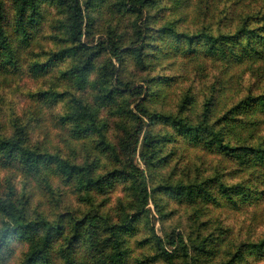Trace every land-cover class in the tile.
<instances>
[{
	"label": "trees",
	"instance_id": "1",
	"mask_svg": "<svg viewBox=\"0 0 264 264\" xmlns=\"http://www.w3.org/2000/svg\"><path fill=\"white\" fill-rule=\"evenodd\" d=\"M44 1L57 4L65 17L52 24L56 48L49 51L44 60L32 54L35 59L30 61L29 69L34 76H44L60 61L74 57L72 64L58 77L70 88L60 90L50 86L37 91L33 97L40 105L29 113L26 122L23 119L15 121L10 133H6L2 129L3 124H0V168L19 172L27 185L30 184L29 179L63 175L92 199V190L105 191L116 180H127L130 189L142 202L119 223L106 221L102 235L96 226V220L101 217L93 202L95 210L82 217L60 214L57 219L46 216L26 219L28 200L16 195V190L11 191L0 195V249L21 237L28 242V250L18 264H126V255L130 250L125 233L136 229L153 191L166 190L170 195L186 198L195 205L194 213H189L191 226H188V231L174 226L164 237L151 238L149 242L155 246V254L147 256L142 262L163 259L164 264H201L205 253L210 254L215 250L212 247L219 248L224 242L229 248L234 246L235 252L227 258L222 255L218 264H247L249 259H252L250 264L253 260L256 264H264V235L243 239L240 234L237 240L233 237L237 222L232 221L231 216H224L226 222L220 221L213 226L212 222L216 220L205 218L206 209L240 210L264 203V135L257 134L255 127L264 124V67H252L254 61L264 60V0H170L171 13L175 16L180 14L179 19L185 29L178 26L180 20L153 28L150 17L154 13L151 10L158 0H14L12 15L5 14L4 1L0 0V69L3 65L17 68L24 62L20 49L29 45L35 36L44 17L41 9ZM105 8L111 13H104L107 11ZM127 14L134 18L132 27L136 35L126 44L122 43L121 34L114 26L118 19L110 25L102 22L107 17ZM188 16L191 18L188 19ZM192 25L194 27L190 29ZM120 32L123 33V30ZM97 33L103 38H97L95 42L93 37ZM157 34H161V39L168 38L167 48H156L154 41ZM83 37H87L85 41ZM157 54L164 58L181 57L189 62L204 58L224 64L248 65L253 71L250 74L253 81L248 83L245 96L232 101L227 109L226 104L220 108L222 98L231 86V79L221 67L215 72L208 91L203 94L202 108L195 120L188 115L153 110L147 101L151 102V96L160 95L161 85L168 81L171 84L178 76H151L136 85L123 77L121 70L131 62L139 68L149 69L152 67L150 58ZM102 55L107 58L98 66L97 59ZM94 70L99 79L95 88V104H91L74 90H84ZM261 70V74L256 75L255 71ZM253 75L257 78L253 79ZM131 95L133 101L128 102L127 98ZM197 96L201 97L198 91L188 90L181 109H185L186 104H193ZM61 101L65 103V112L56 115L53 108ZM131 103H134L135 110L129 108ZM42 105L49 108L50 121L69 133L67 143L76 145V148H71V154L63 155L39 141H31V121H40ZM108 105H116L118 113H127L138 122L131 132L126 131L130 137L137 136V144L143 134L141 160L144 168L135 163L137 146L133 147L129 136L123 138L121 152L107 139V123L99 117L98 108ZM145 122L148 124L146 128L143 127ZM155 122L166 123L172 132L163 134L154 130ZM92 135L97 149L114 156L115 162L110 169L102 170L98 156L92 160L85 157L84 162L83 157L79 158L77 146L81 140ZM177 136L196 146L202 145L222 153L229 162L237 163L236 168L228 172L217 169L214 173L187 181H171L158 186L151 184L148 170L160 166L158 159L165 157L161 153L163 146ZM46 176L43 178L47 179ZM237 176L241 180L235 181ZM10 188L13 190L14 187L10 185ZM196 202L201 206L196 207ZM261 221L264 223V217ZM262 223L257 218H249V222L248 218H244L239 230L251 235ZM208 227L211 231L206 230ZM64 235L69 240L67 249H60V246L56 250L59 236ZM79 240L83 246L77 242ZM100 243L106 247L104 251H101ZM108 247L112 248L110 252H106ZM178 258H181L180 262L175 261Z\"/></svg>",
	"mask_w": 264,
	"mask_h": 264
},
{
	"label": "rangeland",
	"instance_id": "2",
	"mask_svg": "<svg viewBox=\"0 0 264 264\" xmlns=\"http://www.w3.org/2000/svg\"><path fill=\"white\" fill-rule=\"evenodd\" d=\"M4 12L7 15L14 14L15 3L14 0H3ZM157 5L152 8L151 12L154 13L150 17L153 28L157 29L161 25H165L169 21L180 20L178 15L171 13L172 2L170 0H158ZM193 6V5H192ZM192 6L189 7L191 10ZM42 12L44 11V17L41 19L40 24L36 29L35 36L28 43L29 45L23 46L20 49L21 54L24 57V62L17 68L8 67L7 65L1 66L0 69V124H3L2 129L6 133H10L13 130V123L20 119L25 120L29 116V113L36 110L40 105L36 100L34 94L41 90L47 89L50 86L57 87L60 90H66L70 87L64 82L59 81L58 77L61 71L68 68L74 59V57H67L64 61H60L58 65L54 66L50 72L44 76H34L30 67V61L34 58L32 54H37V59L44 60L49 51L56 48V39L53 37L55 33L52 29V24L65 17V15L59 11V7L52 1H44L41 3ZM107 11L104 13H111V10L105 8ZM115 18L107 17L102 23L109 24L114 20L116 21L117 32L120 35L122 43L130 42L136 35L132 27L133 17L129 14L126 16H114ZM120 18V19H119ZM191 16H188L190 19ZM181 28L185 29L186 26L180 20ZM194 25L189 27L193 29ZM123 30V33L120 32ZM60 35V33H58ZM135 34V35H134ZM156 48H167V37L161 39L157 34ZM87 38V37H86ZM83 37V40H86ZM91 38V37H90ZM95 42L98 41L99 33L95 35ZM115 38V37H114ZM153 49V48H151ZM25 58H28L25 61ZM107 56L102 55L97 59L98 66L104 62ZM35 59V58H34ZM152 67L139 68L132 62L122 69L121 75L127 79L134 81L136 85L142 80H146L151 76L168 77L177 75L176 79L167 84L161 85L159 96H151L150 101L147 103L153 110L173 112L177 115H188L195 120L197 114L202 108L203 94L208 91V86L212 80H214L215 72L224 67L225 75L231 79V86L226 91L225 97H223V107L226 104V109L232 101L237 100L245 96L248 92V83L252 82L251 73L253 71L248 65H236V64H224L220 61H211L204 58L193 59L187 61L181 57H168L164 58L161 54H157L150 58ZM1 65V59H0ZM264 67V60H256L252 64V67L257 66ZM263 70V69H262ZM261 71H255L256 75H260ZM90 82L84 90H74L76 94H81L87 102L95 104L96 86L98 85V73L94 70L90 75ZM257 77L253 75V79ZM157 83L154 87L156 88ZM232 87V89H231ZM156 90V89H155ZM188 90L198 91L201 97L197 99L193 104L181 109L184 98L187 95ZM68 97V96H66ZM133 96H129L127 101H133ZM201 98V100H199ZM67 99V98H66ZM67 105V104H66ZM65 103L61 101L57 104L55 113L60 114L65 112ZM135 110L134 103H131L129 107ZM118 107L116 105H108L103 108H98L99 117L105 120L107 123L106 136L107 139L114 145L118 146L121 152L122 140L125 136H129L126 130L131 132V128L138 122L131 118L127 113H118ZM259 114V113H258ZM257 114V115H258ZM260 115V114H259ZM264 116V115H263ZM259 117V116H258ZM50 110L47 106L42 105L40 121L36 119L32 120L29 130L31 141L41 142L42 145L47 146L50 150L58 151L61 154H71V148L76 145L68 144L69 133L62 129L61 126L55 125L50 121ZM146 120V117L144 118ZM26 122V120H25ZM154 130H158L166 134L172 132L171 127L166 123L155 122ZM148 125V124H147ZM146 122L143 123V127H147ZM258 130L257 134L264 135V124L262 126H255ZM256 134V135H257ZM130 137V136H129ZM137 136H132L133 147L137 146V154L135 163L144 168V163L141 160V153L143 151V134L139 136L138 144L135 142ZM94 136L87 137L80 141L77 146L80 154L79 158H82L84 162L85 157L88 160H92L93 157L98 156L101 158L102 170L110 169L114 161V156H110L109 153L100 151L96 148V142ZM147 152V150H146ZM164 159H158L159 165H156L154 170H148L151 177V184L159 185L160 183L177 182L192 180L196 177L204 176L206 174L214 173L217 169H222L225 172L232 171L236 168V162H229L222 153L215 152L202 145L196 146L187 142L180 136L173 138L170 141H166L161 151ZM97 158V157H96ZM161 162V163H160ZM14 175L12 176V174ZM46 176V175H44ZM43 176V177H44ZM40 177L35 180H31L27 185L24 177L17 171L5 170L0 168V195L15 191V194L21 198H26L28 203L26 205V219L36 218L38 216H46L50 219H57L60 214L76 215L82 217L89 211H94V206L99 210L96 226H98L99 232L104 233L103 227L106 226L105 222L109 220L111 222H120L126 218V216L134 209V206L141 204L142 199H139L130 189V182L127 180H116L115 183L107 187L105 191L92 190L90 193L93 198H90L84 191H79L75 186V182L67 181L63 175H47V179ZM11 178V180L9 179ZM49 180V181H47ZM235 181L241 180L238 176L234 178ZM10 185L14 188L11 190ZM24 186H26L24 188ZM89 194V193H88ZM32 196V197H30ZM85 197V199H83ZM196 207H200L201 203L196 202ZM195 205L190 204L186 198H179L174 195H170L165 191H153L152 198L148 199L146 205V211H143L139 217L140 221L137 223V227L131 233H125L126 245L130 252L126 255V264H164L163 259H158L154 262H147L142 260L147 256L155 254V246L149 240H152L154 236L164 237L169 234L174 226L183 227L185 230H189L188 226H191V219L189 213H194ZM206 220L214 219L212 225H217L218 222H226L223 217L231 216L232 221L237 222L235 229L236 233L233 234L237 240H239L240 234L248 238H258L264 235V223L261 219L264 217V203L260 205H253L251 207H243L240 210H229V208H213V211L206 209ZM220 211V212H219ZM198 213V210H196ZM253 215H255L253 217ZM244 218H257L262 224L257 227L256 231H253L251 235H247L246 232H242L239 228L242 226ZM229 222V221H228ZM257 222V221H256ZM199 224V220H198ZM220 226V225H219ZM247 226V225H246ZM247 228V227H246ZM211 231V227L206 228ZM139 241H143L142 244ZM81 244V240L77 241ZM69 240L64 236H59L56 250L67 249ZM83 246V244H81ZM101 251H104L103 243L99 244ZM214 251H210V254L205 253L201 264H218L219 259L227 258L235 252V247L229 248L226 243H222L219 248L216 246ZM28 250V242L23 238L18 237L13 239L10 244L2 250L0 249V264H18L25 253ZM111 247H108L106 252H110ZM79 248L78 253L80 254ZM181 258L175 259L180 262ZM249 259L247 264H250ZM61 262V261H59ZM57 264V263H56ZM251 264H256L253 260Z\"/></svg>",
	"mask_w": 264,
	"mask_h": 264
}]
</instances>
